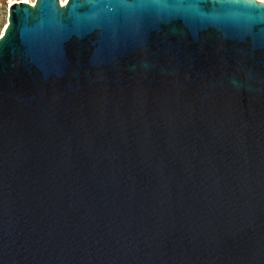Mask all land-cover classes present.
Segmentation results:
<instances>
[{
  "label": "water",
  "instance_id": "water-1",
  "mask_svg": "<svg viewBox=\"0 0 264 264\" xmlns=\"http://www.w3.org/2000/svg\"><path fill=\"white\" fill-rule=\"evenodd\" d=\"M0 264H264V2L10 4Z\"/></svg>",
  "mask_w": 264,
  "mask_h": 264
},
{
  "label": "rangeland",
  "instance_id": "rangeland-1",
  "mask_svg": "<svg viewBox=\"0 0 264 264\" xmlns=\"http://www.w3.org/2000/svg\"><path fill=\"white\" fill-rule=\"evenodd\" d=\"M2 2L0 3V36L5 28V26L7 25V13H8V3H16V2H24L23 0H4L5 1V5L3 0H1ZM28 2H33L34 0H27ZM260 1H264V0H260Z\"/></svg>",
  "mask_w": 264,
  "mask_h": 264
},
{
  "label": "built area",
  "instance_id": "built-area-1",
  "mask_svg": "<svg viewBox=\"0 0 264 264\" xmlns=\"http://www.w3.org/2000/svg\"><path fill=\"white\" fill-rule=\"evenodd\" d=\"M34 1H35V0H34ZM34 1H33V2H31L30 4H31V5H34ZM59 1H60V0H59ZM66 2H67V1H66ZM66 2H65V3H66ZM262 2H264V1H262ZM65 3L63 4V3H61V1H60V6H63V5H65ZM10 4H12V3H8V5H10Z\"/></svg>",
  "mask_w": 264,
  "mask_h": 264
},
{
  "label": "bare ground",
  "instance_id": "bare-ground-1",
  "mask_svg": "<svg viewBox=\"0 0 264 264\" xmlns=\"http://www.w3.org/2000/svg\"><path fill=\"white\" fill-rule=\"evenodd\" d=\"M24 2H28L27 0H23ZM61 1V3H65L67 0H60ZM258 1H260V0H258ZM28 3H30V2H28ZM3 33V32H2Z\"/></svg>",
  "mask_w": 264,
  "mask_h": 264
},
{
  "label": "trees",
  "instance_id": "trees-1",
  "mask_svg": "<svg viewBox=\"0 0 264 264\" xmlns=\"http://www.w3.org/2000/svg\"><path fill=\"white\" fill-rule=\"evenodd\" d=\"M1 2H2V1L0 0V3H1ZM3 2H4V5H5L6 3H5V1H4V0H3Z\"/></svg>",
  "mask_w": 264,
  "mask_h": 264
}]
</instances>
